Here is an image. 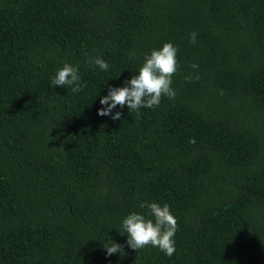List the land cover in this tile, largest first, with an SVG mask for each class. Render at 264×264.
Segmentation results:
<instances>
[{
    "label": "trees",
    "instance_id": "16d2710c",
    "mask_svg": "<svg viewBox=\"0 0 264 264\" xmlns=\"http://www.w3.org/2000/svg\"><path fill=\"white\" fill-rule=\"evenodd\" d=\"M164 43L175 99L99 116ZM65 63L82 91L51 86ZM144 202L171 257L119 234ZM0 264H264V0H0Z\"/></svg>",
    "mask_w": 264,
    "mask_h": 264
},
{
    "label": "clouds",
    "instance_id": "9594fccd",
    "mask_svg": "<svg viewBox=\"0 0 264 264\" xmlns=\"http://www.w3.org/2000/svg\"><path fill=\"white\" fill-rule=\"evenodd\" d=\"M198 34H189V42L193 45L197 42ZM178 49L171 43H164L159 50H152L150 55L144 57V63L140 67L138 75H133L130 80L124 82L123 87L109 88L108 94L100 99L102 107L98 110L101 117L111 116L113 121L120 120L123 113L113 110L118 106L123 109L125 106L131 111L140 115V109H153L159 107L163 98L174 100L176 91L172 87L173 76L179 71L180 65L177 60ZM129 59L135 60L136 53H128ZM99 69L107 71L108 63L100 57L91 61ZM198 69V65H190ZM200 79L198 73L194 76L185 77L186 82ZM79 66L65 63L58 69L55 76L51 78V86L65 88L71 87L73 92H80L83 86L80 83ZM190 143H195L194 139ZM140 208L148 209V215L152 219H146L144 215L131 213L122 221L121 236L127 234L126 244L133 251L137 252L146 247H155L166 256L171 257L176 252L175 234L179 230L178 221L170 211V206L159 203L144 202ZM106 256L119 254L126 255L124 245L115 243L110 239V245L103 246Z\"/></svg>",
    "mask_w": 264,
    "mask_h": 264
}]
</instances>
